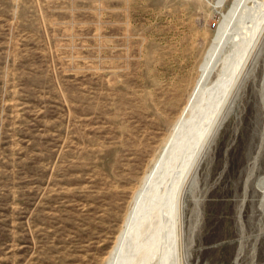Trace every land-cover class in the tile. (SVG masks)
Here are the masks:
<instances>
[{
  "label": "rangeland",
  "instance_id": "1",
  "mask_svg": "<svg viewBox=\"0 0 264 264\" xmlns=\"http://www.w3.org/2000/svg\"><path fill=\"white\" fill-rule=\"evenodd\" d=\"M252 9L0 0V264H102L141 173ZM221 116L171 264H264V30Z\"/></svg>",
  "mask_w": 264,
  "mask_h": 264
},
{
  "label": "bare ground",
  "instance_id": "2",
  "mask_svg": "<svg viewBox=\"0 0 264 264\" xmlns=\"http://www.w3.org/2000/svg\"><path fill=\"white\" fill-rule=\"evenodd\" d=\"M249 4L253 9L230 44L215 80L185 104L183 112H189L188 116L177 122L152 164L141 173L102 264H171L183 193L222 120L225 100L264 30V0H249ZM263 180L262 176L257 182L260 187Z\"/></svg>",
  "mask_w": 264,
  "mask_h": 264
}]
</instances>
